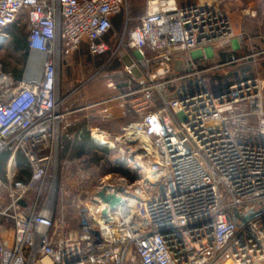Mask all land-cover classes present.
<instances>
[{"label": "built area", "instance_id": "1", "mask_svg": "<svg viewBox=\"0 0 264 264\" xmlns=\"http://www.w3.org/2000/svg\"><path fill=\"white\" fill-rule=\"evenodd\" d=\"M22 14L27 65L38 54L42 72L18 80L0 64V154L10 152L6 180L0 177V218L13 227L7 236L0 225V264H264L261 82L211 88L206 72L243 57L227 54L208 65L193 54L228 44L229 16L210 2L146 0L134 18L128 0H0V44ZM83 46L106 59L78 88L116 64L104 74L113 92L64 108L73 91L62 88V60ZM90 108L100 119H113L115 109L127 119L118 131L92 124L85 131L138 176H102L71 227L43 189L59 160L62 132ZM83 131L74 135L81 139ZM18 153L29 162L27 179L16 178Z\"/></svg>", "mask_w": 264, "mask_h": 264}, {"label": "rangeland", "instance_id": "2", "mask_svg": "<svg viewBox=\"0 0 264 264\" xmlns=\"http://www.w3.org/2000/svg\"><path fill=\"white\" fill-rule=\"evenodd\" d=\"M128 2L130 11L134 15H140L146 9L145 0H128ZM211 4L214 10L228 15L232 21V25L234 23L239 24L235 20L243 13L253 16V18L246 22V24L244 23L247 27L246 30L243 29L241 33L235 32L233 35L238 38V41L241 43H246V46L232 52L230 56L243 58L221 67L218 70L206 72L204 78L207 85L211 88H216L218 85H229L242 79H258L261 82V99L264 107V0H215V2ZM120 26L121 24L118 23L117 27L119 28ZM8 33L10 35L9 40L6 43L0 44V64L5 73H11V75L15 77V72L17 70H21L24 74L27 72L28 66L27 61L29 54L23 59L21 53L16 52L15 49V44L23 39L25 40L28 33L27 22L23 14L20 15L15 24L9 27ZM256 35L261 36L259 39L260 45L254 42L256 41L255 39H253L251 43L248 42L250 41L248 38L249 36L252 37ZM211 49L216 51V59H225L222 53L224 48L219 43L212 45ZM204 51L205 50L202 52ZM204 54L198 53L194 56L199 57ZM125 60L128 63L131 62L128 56L125 57ZM210 60H213L212 55ZM104 61L105 59L103 60L99 57L83 54L81 60L79 58L78 60H74V63L66 68L64 73L61 71L62 79L67 78L66 84L62 87L63 90L69 88L68 92L73 91V94L64 108H80L113 92L112 89L107 87L109 77H106L104 74L112 69H116L118 66L103 70L99 77L89 84L78 88L82 80L97 71ZM181 64V59H177L175 63L176 69H180ZM134 72L138 75V70L135 69ZM115 79L125 80L126 77H115ZM93 109L90 108L87 111L80 110L77 112L74 117V123L66 130L69 136L64 144L66 145L68 143L69 147L65 149V146H63V152L59 155L58 162L51 168L45 178L43 192L45 194H49L50 192L54 194L58 216L64 217L66 223L71 227H75L78 224L80 208L83 207L87 199L91 196L97 181L102 176L113 173L111 168L113 169L117 166L115 160L117 159L118 153L115 150L108 149L107 152H102L99 149H94L82 157L78 158L75 156L76 148L79 146L80 140L76 141L73 138V133L70 131L77 127V125H85L86 127L89 120L104 121L95 117ZM88 112L90 116L84 118V115ZM97 157L102 158L97 162L95 161ZM24 168L26 167H20L17 162L18 172H16V175ZM6 172L7 163L4 174L5 180ZM133 173L137 174V171ZM243 218L244 216L242 219ZM0 225L6 227L7 236L12 235L13 227L11 222L7 223L0 218Z\"/></svg>", "mask_w": 264, "mask_h": 264}, {"label": "trees", "instance_id": "3", "mask_svg": "<svg viewBox=\"0 0 264 264\" xmlns=\"http://www.w3.org/2000/svg\"><path fill=\"white\" fill-rule=\"evenodd\" d=\"M128 11H129V14L131 17H134V18H138L140 15H134L132 14V12L130 11V5H129V2H128ZM121 21H122V15H120L118 17V19L115 21V24L117 25L118 23L121 24ZM138 23V21L136 20L133 24L136 25ZM15 24V23H14ZM15 49H16V52H19L21 53L23 59L25 57H27V55L29 54V49H28V45H27V36H26V39L24 40H21L19 42H17L15 44ZM102 59H106V56L102 57ZM104 63V62H103ZM102 63V64H103ZM101 66V65H100ZM117 66L116 64H113L111 67H115ZM13 76V75H12ZM23 76V72L21 70H17L15 72V79H21ZM62 81V80H61ZM114 123H116V125H119L120 121H91L89 120L88 121V124H92V125H99L105 129H108L110 131H115L114 129L117 128V126H114ZM79 130H84L83 131V134H82V138L81 139H78L77 136L74 135L75 132L79 131ZM73 133V138L78 141L80 140V144L79 146L76 148V152H75V156L76 157H82L84 155H87L90 151L96 149V150H100V151H104V152H107L108 149L107 148H101V147H98L96 146L92 140L90 139L89 137V134L87 131H85V125H77V127L73 128L72 131H70ZM69 135L66 133V131L62 132L61 134V140H60V154L63 152L62 148L63 146H65V149H68V143L65 145L64 142L67 141V137ZM9 157H10V152L9 151H6V152H3L0 154V177L2 178V180L4 179V174H5V167H6V163L8 162L9 160ZM102 157H97L95 159V161H100ZM17 162H18V165L20 167L24 166L26 168L20 170V172L18 173V175H16V178L18 179H27L29 177V172H30V165H29V162L28 160L25 158V156L22 154V153H18L17 155ZM28 167V168H27ZM111 171L113 172H116V173H119L121 175H124V176H127L130 180H134L137 178V174H134L133 172H131V170L128 168V167H125V166H115L113 169L111 168ZM17 172H18V169H17ZM5 180V179H4Z\"/></svg>", "mask_w": 264, "mask_h": 264}, {"label": "crops", "instance_id": "4", "mask_svg": "<svg viewBox=\"0 0 264 264\" xmlns=\"http://www.w3.org/2000/svg\"><path fill=\"white\" fill-rule=\"evenodd\" d=\"M176 2H177V4L179 6H189V5H193V4H197V3H203V2L214 3L215 0H176ZM145 4H146V0H145ZM237 18L238 19H236L235 21L237 23H239V24H235L234 23L232 25L233 33H235V32L241 33L243 29L246 30L247 27H246L245 24H246V22L250 21V19L253 18V16H250L248 14H244L243 13V14L239 15V17H237ZM248 38L250 39V41H248V42L251 43V41L253 39H255L256 41H254V42L257 43V44H259L260 43L259 42V39L261 38V36H259V35L252 36V37L249 36ZM245 46H246V43H241L240 41H238V38H236L235 36L231 37V40L228 42V44L225 45V46H223V48H224V50H222L223 58H225L227 54H231L232 52L238 50L239 48L242 49ZM204 50H205L204 52L199 51V50L195 51L193 53L194 55L195 54H198V53L199 54H201V53L204 54L205 53V54L203 56H199V57H195L194 56V57L196 59H198L199 61L204 62L205 64H208V65L215 64V63H217V62H219V61L222 60V59L221 60L216 59V55H215V52L216 51L215 50H212L211 49V46L210 47H206ZM83 54H86V55L88 54L87 49L84 46L81 47V49H79L78 51H76L73 54H71L70 56L65 57L62 60L60 72L62 71V73H64V71L66 70V68H68L69 66H71L72 63H74V60H76V59L78 60V58L81 60ZM211 55H212L213 60H210L211 59ZM24 75H25V73L23 74L22 78H24ZM61 80H62V87H64V85L67 82V78L62 79V77H61ZM68 89L69 88H66V89H64V91L67 93L68 92ZM109 94H106L105 96H107ZM105 96H102V97H105ZM89 116H90V114L88 112V113H86L84 115V118H88ZM101 120H104V121H112L113 120L115 122L116 121H120L119 125H116V123H114V126H117V128L114 129L115 131H118L120 129V127L127 121L126 118H123L120 115V111L118 109H115V115H114V118L113 119H101Z\"/></svg>", "mask_w": 264, "mask_h": 264}, {"label": "bare ground", "instance_id": "5", "mask_svg": "<svg viewBox=\"0 0 264 264\" xmlns=\"http://www.w3.org/2000/svg\"><path fill=\"white\" fill-rule=\"evenodd\" d=\"M42 72V61L41 57L38 54H33L29 65L27 67V78L36 79L39 78ZM5 81L3 76L0 77V86ZM143 166H147V163L140 162ZM50 264V263H49Z\"/></svg>", "mask_w": 264, "mask_h": 264}, {"label": "water", "instance_id": "6", "mask_svg": "<svg viewBox=\"0 0 264 264\" xmlns=\"http://www.w3.org/2000/svg\"><path fill=\"white\" fill-rule=\"evenodd\" d=\"M102 197H103V199L105 201H110L112 205H115V203L118 201V199L115 198V197L104 196V195H102ZM256 215H257V212H253V213L249 214L248 216H245L242 220L253 218ZM236 217H238V213L237 212H236Z\"/></svg>", "mask_w": 264, "mask_h": 264}]
</instances>
